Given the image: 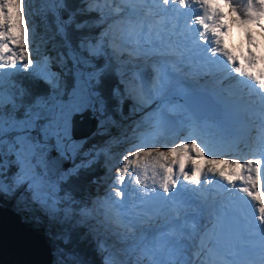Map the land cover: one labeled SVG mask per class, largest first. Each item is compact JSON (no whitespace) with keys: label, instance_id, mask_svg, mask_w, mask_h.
<instances>
[{"label":"snow or ice","instance_id":"1","mask_svg":"<svg viewBox=\"0 0 264 264\" xmlns=\"http://www.w3.org/2000/svg\"><path fill=\"white\" fill-rule=\"evenodd\" d=\"M112 2L113 0H87V11L98 12L100 19L96 23L101 24L109 14L118 15L127 9L129 15L135 17L134 23L129 21L131 26L127 36H117L113 32V25H109L95 38L82 41L81 48L86 47L95 55L102 52L107 44L112 47L113 54L119 57L127 47V43L123 42L125 39L137 45L144 43L154 55L164 58L172 72L182 73L186 66V77L192 80L195 87L204 89L200 81L203 79L207 83L211 78L212 86L204 90L225 111L233 112L241 103L246 102L252 117L259 123V130L254 144L245 146L250 156L237 158L226 157L229 152L239 150L238 143L224 138L202 140L197 135L199 125L195 121L191 123L189 133L182 141L163 149L149 146L145 143L146 134L141 129L159 108L151 112L144 110L153 101L163 97L170 77L157 67V76L150 88L126 81L123 93L120 89H115L114 95L121 100L131 98L134 101L133 112L140 111L144 115L140 121L135 122L132 129L131 139L135 142L129 145L126 154H121L123 161L119 174L111 177L109 168L108 174L112 180L110 187L113 191L106 195L104 201H95L96 208H102L111 202L113 208L124 209L125 189L138 194L139 204L131 205L135 210L134 216L128 211H117L112 218L115 224L131 230L153 222L163 213V206L156 211L151 210L150 206L157 197L164 202H171L174 216L178 218L186 203L181 195V190H184L210 209L211 224L202 234L197 236L193 224L191 233L181 231L175 241V244H179L181 239H199L196 255L204 258L195 264H236L235 258L239 252L235 243L231 249H225L220 240L225 235L231 238L241 231L260 238L258 250L246 255L244 264H264V67L259 66L264 62V56H257L253 51L254 37L247 30L254 25L264 34V0H246L245 3L240 0H224L234 14L231 21L227 20L225 13L215 6L213 0H194L199 8L194 17L198 28L195 29L196 36L191 47L182 45L179 41L178 37L183 36V33H178V24L173 23L174 20L178 21V15L167 19V23L171 25L170 31L151 22L150 17L160 15L156 11L155 0H119L115 7L111 6ZM189 3L190 0H162L160 11L168 12L174 4L180 6L176 9L179 13L180 8L187 9ZM60 6H63L62 0ZM32 14L31 0H0V192L11 195L18 188H25L32 193V202L54 219L60 212L58 205L61 198L56 195L59 191L58 181L47 178L50 165L46 151L47 141L54 138L55 147L61 155L70 150L75 151V145L66 143L70 115L87 107H95L97 102L102 111L103 103L95 99L99 94L91 89V85L71 105L57 103L50 106L48 99L38 98L33 107L46 110L49 116L47 123L41 126L43 142L31 136L30 130L41 119V112L33 111L30 107L25 117L18 119L15 112L20 105L16 103L15 94L6 92L3 85L5 76L11 82L12 77L27 72L33 78L45 80L53 90L59 87L58 76L49 70V58L41 57L36 47ZM73 19L70 16L67 21L59 22L61 34L65 33L64 25L71 24ZM115 23L123 24V18ZM232 23L246 28L244 35L248 48L239 54L233 52L225 42ZM76 26L81 28L85 25ZM200 41L205 43L204 49H200ZM170 57L175 59H168ZM37 66H40V70L34 71ZM99 71L102 74L103 69ZM89 77L90 80L99 82L97 74H89ZM245 92L246 101L243 95ZM19 94L22 96L24 90L20 89ZM5 105H11V111H5ZM128 139L130 138L125 137V140ZM93 151L97 158L101 153L110 154L107 146L99 149L93 146ZM88 154L91 155V152ZM9 157L14 159L10 160ZM92 162L90 160L88 163ZM87 166L88 164H81L77 169ZM12 167L16 168L15 172L11 171ZM71 174H74L73 170L61 174L59 179H66ZM210 177L222 181L227 186L225 192L231 198L222 199V193L214 194L206 190V186L213 183ZM133 184L140 187L132 188ZM234 192L243 196L236 197ZM131 198L129 195V199ZM20 199L23 201L25 198L22 196ZM81 215L90 217L92 210L83 209ZM209 234L215 238L205 244V237ZM173 235H176L175 229L162 233L155 246L145 249V254L149 257L148 264H161L154 257L162 249L166 248L170 255L178 251L167 238ZM98 248L103 251V243L98 241ZM105 264H110V258L105 260ZM167 264H193V261L183 259L178 262L172 259Z\"/></svg>","mask_w":264,"mask_h":264},{"label":"rangeland","instance_id":"2","mask_svg":"<svg viewBox=\"0 0 264 264\" xmlns=\"http://www.w3.org/2000/svg\"><path fill=\"white\" fill-rule=\"evenodd\" d=\"M117 1L113 0L111 6L112 7L117 6V4L119 3V0ZM57 2L58 0H52V2L51 0H31V7H32V13H33L31 16V20L32 18L39 16V14L42 17L43 16L42 12L48 9H51L52 4L54 5L56 4L54 6V9L56 11L59 12V10L61 9V13H60L61 16H66L67 11L60 8V5L57 4ZM85 7L88 8L87 1L85 3ZM91 12L95 13L96 17L99 14V13L97 14L96 11H91ZM121 18H123V24H116L115 22L117 20H120ZM149 19L151 20L153 24H156L157 27H160L159 25L160 20L157 19L155 16L150 17ZM130 20L134 23L135 17L130 16L128 13V10L125 9L124 12L118 15L109 14L108 20H107L109 21V24L106 26L108 27L109 25H113V32L117 36L123 35L126 37L127 32L129 31L130 26H131L129 24ZM34 22L36 24V20H34ZM247 30L254 34L256 32L253 28H250ZM47 38H50V37H46L45 39ZM233 38L235 39V37ZM45 39L36 40L35 41L36 47L38 48L39 55L41 57L46 56L49 58V61H50L48 65L49 70L51 73H54L58 76L59 87L53 90V88L43 79H38L39 80L38 81L34 78L31 81L24 82L22 80V76L27 75L28 74L27 72L20 73L12 77L11 82L9 81L8 77L5 76L4 85H3L6 92H11L15 94L16 103L20 105V107L15 112V115L18 119H23L25 117L26 112L28 111L30 107H32L33 111L41 112V119H39L36 122V127L30 130L31 136L36 140H40L41 142H43L42 134H41V126L47 123L49 113L44 109L33 107L37 103L38 98L48 99L50 106L57 104V103L71 105L77 102L82 92L88 90L89 85H91V89L93 91L100 94L99 91L94 89L95 85L93 84V82H95V80L94 79L90 80V77H89V74H92V73L97 74L98 71H95L97 68L88 70V66H91V63L88 62V58L101 59L99 57H102L103 59H108V61H111L112 63L110 64L111 66L110 70L111 71H113V69L116 70L117 80L123 83V86H122L123 90L125 87L124 82L126 81L134 82V80L136 82L138 81L136 85L143 86L146 89L150 88L157 76V71H156L157 67H159L162 72H167L166 63L164 62V58L157 56V55H155L154 57L150 55L149 52L146 53V51H145L146 59L144 58L143 52L144 50L149 49L148 45L141 43L140 46H137L136 43L132 42L131 40H127V47L125 48L126 50L125 54L127 56L129 55V53H132L131 55H135V52L133 51L142 49V50H138L136 55L131 59V61H134V62L137 61L136 63H140V64H137V66L129 67V65H132L133 62H129V64H126L128 63L126 62L128 59H121L122 58L121 55L119 57L115 55V58L113 59L114 54H113V51L110 50V48L112 47L107 44L106 46L108 47L109 51L104 47L102 52L94 55L86 47L81 48V44H80L81 42H78V46L80 44L79 48L76 51L78 55L76 54L75 51H71L69 55L71 56L73 61H77L83 67H76L74 69H71V72L68 73L67 64H64V60H66V57L69 58L68 55L65 54L66 56L64 55L65 57L63 59L62 54H57L59 58H56V55H54L51 52H48V48L52 47V50H54L55 45L56 46L58 45L57 42L54 41L52 43L53 45L49 44V47H48L46 45L48 44V42L46 43L45 41L47 40ZM242 41L243 42H240L241 46H239V48L247 49L248 43H247V40L245 39V36L243 37ZM238 42H239V39H238ZM228 44L230 45V43ZM235 44H236V41L233 43L234 48H236ZM254 44L256 48L259 47L258 45L259 43L256 42L255 40H254ZM72 49H76V48L72 47ZM83 51L85 54H83ZM147 56H149L150 59H147ZM82 57H84V59H82ZM70 67L72 66L70 65ZM122 67L123 69H127L129 67L127 69L128 72H126L125 70H121ZM150 69H151V72H150ZM39 70H40V66H37V68L34 69V71H39ZM149 74H151L150 77L148 76ZM168 75L170 77V80H169L170 82L173 79V77L169 73ZM22 81H23L24 87H28L31 84H37L40 86L45 85L47 86V88H44V90L43 89L41 90L40 87L36 86V89L38 91L32 94H28L27 91L23 89ZM20 89L24 90V94L22 96L19 94ZM188 92L189 91H185L180 94L178 91L169 90L167 87V90L161 99L153 101L150 105H148V107L144 110V112H151L157 108H159V111L156 112L151 117H149L147 123L141 129V131L145 132L146 134L145 143L148 144L149 146H152V145L159 146L162 149L166 145L172 146L175 143L182 141L185 138V136L188 135L189 127L191 123H193L194 121L196 123L201 121L202 124L204 123L206 126L209 125V129H208L209 132H207L205 135H203L199 130L197 132V135H199L202 140L224 138V139L234 140L236 143L240 145L239 150H233L229 152L226 158H237V157H243V156H250L248 155L250 154V152L245 146L249 144H254L255 138L257 136V132L255 128H253L255 119L252 117L251 113H247L248 108L245 107L244 111L242 112V110L238 107V109L231 115L222 116L219 114L221 116V121L219 120V124H221L222 122L223 125L222 126H218L219 124L212 125V123H210L209 121H211L214 115L218 114V112L221 109V106L218 104L219 110H217L214 113L209 108L210 105L205 102H202V103L199 102L197 104L195 103V100H194V103L191 102V103H188L189 106H184L186 105V103L183 98V93H188ZM110 94L114 98L113 100L114 105L111 104V106L112 107L114 106L115 112L117 111L119 112V114H122V117H123L122 120L118 121L116 117L112 118L107 113L103 114V111H100V103L97 102L95 107H87L80 111H75L69 117L68 139L66 143H68L69 145H75L76 146L75 151L70 150L65 155H61V153L55 147V144H56L55 139L52 138L47 141L48 148L46 151H47L48 159H49V156H51L50 158H52V157H55V155H57L58 157L56 159L58 160V158H61L65 165L63 168H61V170H59L57 174L53 175L52 172H49V170H48L49 173L47 174V178L50 181H54V182L58 181V188L60 187L59 183L61 184V189L59 188V191L56 194L58 197L61 198L60 203L58 205V207L60 208V212L56 214V217L54 219L50 218L49 215L45 214V212L40 208L38 204L32 202V193L26 190L25 188H20V189L18 188L15 191V193L11 195H6L0 192V195H1L0 199L4 200L2 201L4 202L3 206L6 205L8 207H11L14 210V215L16 218H18V220L20 221L23 220L22 222H24L25 224V220L23 219L21 215L23 214L26 217L25 218L26 224L28 226H34L36 230L39 229L38 231L39 233L42 232L43 235L45 233L51 239L50 242L49 240L47 242L50 243V245L52 246V253L50 254V258H51L50 261L53 264H105V262H103L102 257L99 256L102 254L99 251L100 249L98 247H93L90 243L91 240L88 237V234H89V232H87L88 229L83 230L78 225V223H76V221L75 223L78 225L77 227L74 226L75 224L69 221H71V218H74V215L78 217L79 213L83 209L92 210V213L93 211H95V209L97 211L100 210V212L102 211L103 214L105 212L106 216L109 215L110 210L113 211L114 213L118 211L116 208L112 207L111 202H108L109 204L108 212L103 207L98 208V209L96 208L94 204L95 201H97L98 199L101 201L105 200V198L102 197L104 194V191L101 189V191L98 194L96 187L99 186L98 188L100 189L106 186L108 190H111L110 192L113 191V189L110 187L112 180L109 179V181H107L106 183L107 179L104 181V178L102 177L103 175L104 177L106 174L108 175L109 168L111 169V171H113L112 177L117 176L119 174L120 166H122V161H123V157L121 154H126V149L129 147L131 143L135 142L134 139H131L132 129L135 126V122L140 121L144 113L140 111L133 112L134 101L131 98H125L119 103L120 97L114 95V90H112ZM95 99H97L98 101H102L103 107L106 106V102L104 100H101L99 96L98 98H95ZM122 105H123V109L126 115L122 113V110H121ZM183 106L185 109H183ZM200 107L202 110H204V113L198 115L197 113ZM5 111H11V105H5ZM79 113L82 114L84 117L88 115L90 119L94 118V127L86 135L81 136V137H76L74 134L71 133L72 131L71 119L74 118L75 114H79ZM195 117H198V118H195ZM183 118H188L189 122L186 124V121ZM113 119H115V121ZM206 121H208L209 123H207ZM215 123H218V120L215 121ZM83 124L84 123H82L81 126H86L85 124L84 125ZM184 124H185V127H184ZM153 129H155V131H153ZM98 132H100V134H103V135L99 136L100 134H97ZM125 137H129L130 139L125 140ZM93 146H96L97 149L104 148L105 146H107V148L110 149V154L106 155L105 153H101L100 156L97 158L95 151H93ZM90 152H91V155L88 154ZM9 159L11 160L14 158L9 157ZM90 160L93 161L91 164L88 163ZM114 160L119 161V163L114 164ZM93 163L97 165L99 170L96 176L92 177V180H93L92 185L90 187L87 186L85 188L80 187L70 192L69 189H67L65 180L71 179L70 181H73V182L81 181L83 178H85V174L87 171L86 170L79 171L80 168L77 169V166L81 164H88L89 166V165H92ZM81 168L84 169L85 167H81ZM69 170H73L74 174L68 175L66 179H62V180L59 179L61 174L68 173ZM11 171L15 172L16 168L12 167ZM100 181L101 182L103 181V183L100 184L99 183ZM150 182L151 181L149 180L148 183ZM136 187H140V186L135 185V184L132 185V188H136ZM125 192H126V195H125L126 198H124L125 207L124 209L120 211L121 212L128 211L132 213L134 216L135 212H133L131 209L129 210V206L131 203V200L129 199V195H131L132 197H136L138 196V194L131 192L130 189L127 191L125 190ZM22 196L25 198L23 201H21L20 199ZM137 198L138 197H136V199ZM136 199L133 201H136ZM88 200H89V203H88ZM83 201H84V204H89V206L85 205V207H83L82 206L83 204L81 205ZM159 202L162 203V206H164L167 203L172 204L171 202H164L162 200ZM31 203H33L34 206ZM35 207H38L37 208L38 211L36 210ZM183 208H184V211L180 212V215L178 218L175 217L174 214H173V217L168 216L170 218V223H171L170 225L167 224V222L163 224L164 218L160 216V217H157L156 220L162 223L161 226H159L158 224H155V227L152 229L150 228L152 226L151 223H148L149 226L143 229H142L143 227L142 225L133 227L131 228V230L129 228H125L126 231L124 230L118 231L121 233L124 232V234L122 233L121 235L114 233V231L111 229L109 220L108 219L106 220V216L104 215L100 216L99 217L100 220H99L97 217L98 215L96 213V215L93 216V218H96V221L98 222V224H94V223H91V224L95 226L94 233L100 232L101 236H102V232H104L105 234H107L108 232L112 233L113 237H110V238L105 237V239L107 240V243L104 245V250L102 252L105 254V256L107 255L106 259L110 258V261L113 264H148L149 259H148V256L145 254V249L148 247L155 246L158 243V238L160 237L162 233H164L165 227H167L166 224L168 225V228H167L168 230L166 231V233L172 231L171 229H175L176 235H179L181 231L185 234L191 233L193 231V230L191 231L192 228L189 227L188 225L189 224L188 220L190 219H191V222H190L191 225L194 224L195 226L200 227V230H201L200 234L204 232L206 227L210 226L211 221H210L209 216L204 218V216L198 215L194 210L191 211L190 210L191 208L186 203L184 204ZM65 210H68L69 212L68 211L65 212ZM67 214H69L68 217H67ZM198 219H201L200 223L197 222ZM126 222L127 221H125V223ZM69 223L73 225V228L71 227V229H74L77 232V234L80 233V235L70 234L69 236L65 238V234H66L65 230L66 228H69L67 227ZM48 225H50V227ZM113 226L117 228L122 227V226H118L117 224H114ZM149 229H152V230L149 231ZM143 234L145 236H148V238H146ZM156 234H157V237L154 238ZM176 235L169 236L167 238L170 241L171 240L176 241L177 239ZM64 238L66 239L67 242L63 241ZM205 238L206 239L208 238L207 242H209L211 239H214V237H212L211 234H209ZM222 239L225 240L224 236L222 237ZM197 240L198 239H196L195 241H191L187 239V242L189 241L192 242L191 248H193V252H191L190 250L188 253H183L184 257L181 256V254L178 252V255L182 259L177 256V252L175 253V255L174 254L170 255L168 254L167 252L168 250L166 249H162L161 251H158L155 254L154 259L157 261H160L161 264H167V262L172 259H175L178 262L183 259H188V260L191 259L190 261H193V264H195L196 261L203 259V256L194 257L195 252H197L198 246L200 243V241H197ZM152 241H154V243ZM181 242H185V239H181L179 243ZM94 243L97 244L96 242ZM187 245L188 244L186 243V246ZM222 245L224 246V243ZM178 246H180L177 248L179 251V248H182V247L180 244ZM4 248L9 250L11 249V245L9 246L5 245Z\"/></svg>","mask_w":264,"mask_h":264},{"label":"bare ground","instance_id":"3","mask_svg":"<svg viewBox=\"0 0 264 264\" xmlns=\"http://www.w3.org/2000/svg\"><path fill=\"white\" fill-rule=\"evenodd\" d=\"M156 3H157V6L159 7V10H157V12H160V15H158V17H160V18H162L163 19V16H165V17H170V15L172 14V11H173V9H174V7H177L178 5H171L170 6V8H171V10L170 11H168V12H161L160 11V8L162 7V0L161 1H155ZM192 2H194V1H191L190 0V3H192ZM241 3H244V1H242ZM191 6H193V4H191ZM221 10L225 13V16H226V18H227V20L228 21H231V20H233V18H234V14L232 13V11H231V9H230V7L227 5H224V4H222L221 5ZM187 19H188V16L187 15H185L184 17H183V19H182V21L178 24V31H181L182 29H183V23L184 22H186L187 21ZM105 22V21H104ZM173 23H175V20L173 21ZM191 24H192V27H191V29L192 30H195L196 29V24L194 23V21H192L191 22ZM167 25H168V23L166 22H164L163 20H162V22H161V27H164V28H166L167 27ZM233 26V27H232ZM233 28L235 29V31H237L238 33L236 34V33H234V31H233ZM250 28H253L256 32H255V34L254 33H252V35H253V37H254V40L256 41V42H258L259 44V47L258 48H256L255 46V48H256V52H257V54H258V56H264V34H262L261 33V31H260V29L259 28H257V27H255L254 25L253 26H251V27H248L247 29H250ZM245 31H246V28L244 27V26H238L237 24H235V23H232L231 24V34L233 35V37H235V38H238L239 39V42H238V39L236 40V48H234V52L235 53H237V54H239V52H241V51H246L247 49H243V48H239V46H241V43L240 42H243L242 40H243V37L245 36L244 35V33H245ZM181 37H183V36H179L178 38H179V40H181ZM127 40L128 39H125V43H127ZM181 42L183 43V45H184V42L181 40ZM202 43V41H200V45H199V47L201 48V49H204V46L201 44ZM238 47V48H237ZM110 50L112 51V48H110ZM125 51L126 50H124L123 52H122V54H121V56H122V58L121 59H128L126 62H128V63H126V64H129V62H131V60L130 59H132L135 55H126L125 54ZM134 52V51H133ZM151 55V54H150ZM99 58H102V57H99ZM115 58V55H113V59ZM147 59H150L149 58V56H147ZM159 61V60H158ZM135 62H137V61H135ZM135 62H133V63H135ZM138 64H140V63H138ZM263 66L264 67V62H261L260 64H259V66ZM163 66V65H162ZM153 67V66H152ZM121 68V67H120ZM154 69V68H153ZM121 70H125V69H123V67H122V69ZM166 70H167V67H166ZM150 72H151V69H150ZM150 75L151 74H149L148 76L150 77ZM23 82V81H22ZM134 82H135V84H137V82L134 80ZM205 82V81H204ZM206 83V82H205ZM16 84H17V82H16ZM191 86V84H190V82L187 80V81H183V80H181V79H179L178 81H176V80H171L169 83H168V89L169 90H174V91H178L180 94L182 93V92H185V91H189V87ZM171 87H172V89H171ZM42 88V87H41ZM197 92H193V93H189V94H191V95H195ZM199 96V99H197V104L203 99V98H201L200 97V95H198ZM189 96H187L186 97V101L187 102H185L186 103V106H189L188 105V103H190V102H188L189 101ZM194 100H195V98L194 97H192V100H191V102L192 103H194ZM107 105H109L108 103H107ZM201 108V107H200ZM223 111H225V110H223ZM89 113V112H88ZM88 113H86V114H88ZM104 114V113H103ZM80 116V117H79ZM82 114H75L74 115V118H72L71 119V126H72V134H74L76 137H81V136H84V135H86L93 127H94V118H91L90 119V117L88 116V115H86L85 117L83 116V118H82ZM102 118V117H101ZM231 119V118H230ZM82 120V121H81ZM76 121H78V122H76ZM84 123L86 126H81L82 125V123ZM210 123H212V125L213 124H219V120H218V123H215V122H211V121H209ZM208 121H207V123H209ZM236 122V121H235ZM199 123H201V121L199 122ZM83 124V125H84ZM236 124V123H235ZM211 125V124H210ZM209 129V125L208 126H206V127H204V129H201L200 131L201 132H203L204 133V130H208ZM249 135V134H248ZM174 136V135H173ZM210 136V135H209ZM252 143V142H251ZM167 146V145H166ZM165 146V147H166ZM53 153V152H52ZM54 153H56V152H54ZM58 156L57 155H55V157H53V158H51V162H50V165H49V172H52V174L53 175H55V174H57L58 172H59V170H61V168H63L65 165H64V163H63V160L61 159V158H58V160L56 159ZM113 161V160H112ZM65 162V161H64ZM119 163V161H116V160H114V164H118ZM109 165V164H108ZM110 166V165H109ZM118 166V165H117ZM120 166V165H119ZM48 172V173H49ZM131 174V173H130ZM112 175H113V171H111V177H112ZM102 178H104V181L106 180V183H107V181H109V179L111 180V178H110V176H109V174L107 175H105V177H104V175H103V177ZM100 184L101 183H103V181L101 182H99ZM151 183V182H150ZM149 183V184H150ZM99 184V185H100ZM99 187V186H98ZM98 187H96L97 188V193L99 194V192L101 191V189L104 191V194H103V198H106V195L111 191V190H108V188L105 186L104 188H98ZM20 189V188H19ZM110 189V188H109ZM126 191L127 190H129L128 188H126L125 189ZM0 197H1V195H0ZM27 197V196H26ZM126 198V197H125ZM31 199V198H30ZM89 200H91V199H89ZM2 201H4L3 199H0V264H53V263H51V258H50V254L52 253V246L50 245V243H48L47 241L49 240V242H50V238L44 233V235L42 234V232L41 233H39L38 231H39V229L38 230H36V228L34 227V226H28L27 224H26V217L23 215V214H21L22 215V217H23V219L25 220V224H24V222H20V220H18V218H16L15 217V215H14V210L11 208V207H8V206H3V204H4V202H2ZM125 201H126V199H125ZM130 201V200H129ZM154 201H161L160 200V198H155L154 199ZM153 201V202H154ZM6 202V201H5ZM32 205H33V203H31ZM128 204V203H127ZM88 206H89V204H87ZM12 206V205H11ZM34 206V205H33ZM91 206V205H90ZM85 207V206H84ZM36 208V210H37V208L38 207H35ZM104 209H106L107 210V212L109 211V204L108 203H106L105 204V206L103 207ZM163 209H164V211H163V215H162V217L164 218V223L163 224H165V222H167V224H171L170 223V218L168 217V216H170V217H173V205L172 204H165L164 206H163ZM113 210V209H112ZM151 210H154V206H152L151 207ZM38 211V210H37ZM188 211V210H187ZM69 212V211H68ZM96 213H97V217H98V219L100 220V216H102V215H104V216H106V213L104 212V214L102 213V211L100 212V210L99 211H97L96 209H95V211H93V213H92V215L90 216V217H84V216H82L81 215V212L79 213V216L78 217H76L75 215H74V218H71V221H69V222H71V223H73V224H75L74 226H78L76 223H81L82 224V229L83 230H85V229H88L87 230V232H89V234H88V237L90 238V243H91V245L93 246V247H98V241L99 242H101V243H103V245H105L106 243H107V240L105 239V237H107V238H110V237H113V235H112V233H110V232H108L107 234H105L104 232H102V236L100 235V232H97V233H94V230H95V226H93L91 223H94V224H98V222L96 221V218H93V216H95L96 215ZM100 214V215H99ZM185 214V213H184ZM37 215H39V214H37ZM68 215L69 214H67V217H68ZM115 215V213L113 212V211H111L110 210V213H109V215L107 216L108 217V220H109V222H110V225H111V229L114 231V233H117V234H119V235H121L122 233L124 234V232H118L119 230L120 231H122V230H124V231H126V229H125V227L123 228V227H120V228H117V227H115V226H113V224H115L114 222H113V220H112V218H113V216ZM41 216V215H40ZM39 216V217H40ZM201 216V215H200ZM161 217V218H162ZM195 217V216H194ZM196 217H198V216H196ZM103 219V218H102ZM168 219V220H167ZM185 219V218H184ZM75 221H76V223H75ZM81 221V222H80ZM200 221H201V219H198L197 220V222L198 223H200ZM190 222H191V219L190 220H188V225H189V227H191L192 228V225L190 224ZM67 223H68V221H67ZM155 224H158L159 226H161L162 225V223L160 222V221H153V222H151V227L150 228H154L155 227ZM166 224V226L167 227H165V231H164V233H166V231L168 230L167 228H168V225ZM191 225V226H190ZM49 227H50V225H48ZM143 227H142V229L143 228H147L148 226H149V224L148 223H145V224H143L142 225ZM65 227V226H64ZM67 227H69V228H66V230H65V232H66V234H65V238L67 237V236H69L70 235V233L71 232H69V231H71V227L73 228V225L72 224H68L67 225ZM128 228V227H127ZM152 229H149V231H151ZM163 230H164V228H163ZM171 230H173V229H171ZM193 230V228L191 229V231ZM45 231V230H44ZM195 231H196V233H197V236H199V234H200V227L199 226H195ZM56 232V231H55ZM155 232V231H154ZM105 234V235H104ZM155 234V233H154ZM161 234V233H160ZM92 235V236H91ZM144 235V234H143ZM145 236V235H144ZM177 236L178 235H176V238H177ZM146 238H148V236H145ZM154 237V236H153ZM157 237V234H156V236L154 237V238H156ZM63 239V241H66V239ZM86 238V237H85ZM150 238V237H149ZM95 240V241H94ZM106 240V241H105ZM207 240H208V238L206 239L205 238V244H208L209 242H207ZM197 241H199V239L197 240ZM67 242V241H66ZM94 242H96L97 244H95ZM153 243H154V241H152ZM171 242H173V244L175 245V247L176 248H178V247H180V246H178L179 244L181 245V247L182 248H179V251H176L177 252V256L178 257H180L179 255H178V252L181 254V256H183L184 257V254L183 253H188L190 250H191V252H193V248H191V245H192V242L191 241H189V242H187V239H185V242H181V243H179V244H175V241H172L171 240ZM63 243V242H62ZM152 243V244H153ZM186 243L188 244L187 246H186ZM197 244H198V242H197ZM5 245H7V246H9V245H11V249H6V248H4V246ZM65 246V245H64ZM191 248V249H190ZM166 249V248H165ZM167 250V249H166ZM13 251V252H12ZM102 254L101 255H99L100 257H102V259H103V262H105V259H106V256H105V254L101 251V250H99ZM168 252V251H167ZM175 252V253H176ZM175 253H174V255H175ZM168 254H169V252H168ZM195 256H197L196 255V252H195V255H194V257ZM105 257V258H104ZM171 257V256H170ZM199 257H201V256H199ZM181 258V257H180ZM204 258V257H203ZM137 259V258H136ZM148 259H149V257H148ZM182 259V258H181ZM191 260V259H190ZM98 263V262H97ZM110 264H113L111 261H110Z\"/></svg>","mask_w":264,"mask_h":264},{"label":"trees","instance_id":"4","mask_svg":"<svg viewBox=\"0 0 264 264\" xmlns=\"http://www.w3.org/2000/svg\"><path fill=\"white\" fill-rule=\"evenodd\" d=\"M86 1L87 0H62L63 6H60V8L67 11L66 16H61V14H60L61 9L59 10V12L56 11L54 9V6L56 4L55 5L52 4L51 9H48V10L42 12L43 13L42 17L39 14L40 17L36 16L35 18H32L33 22H34V20H36V24L34 22V25H35V41L39 40V39H45L46 37H50V38L45 39V40H47L45 42L46 43L48 42V44L45 43L48 47H49V44L53 45L52 43L54 41H56L58 45L57 46L55 45L54 50H52V47L48 48V52H51L54 55H56V58H59L57 56V54H62L63 56L62 55L61 56L63 57V59L66 55H68L69 58L66 57V60H64V64H67V67H68V73L71 72V69H74L76 67H83L77 61H73L71 56L69 55L71 51H75V52L77 51V49L79 48V46L81 44L80 43L78 46V42L87 41L90 38H95L102 31H104L106 28H108L106 25L109 24V21H107L109 15L104 20L105 22L103 21V23L97 24L96 21L100 19V17H99L100 14H98V12H97L98 15L96 17L95 13L87 11V7H85ZM51 2H52V0H51ZM57 4L60 5V0H58ZM70 16L74 17L73 22L71 24L64 25L65 33L61 34V32L58 29L59 22L60 21H67ZM85 22H87V23L85 24ZM77 24H81V25H85V26L78 28L76 26ZM56 47H57V49H56ZM72 47H75L76 49H72ZM105 48L109 51V49L106 45H105ZM76 54L78 55L77 52H76ZM83 54H85L84 51H83ZM82 59H84V57H82ZM90 59L91 58H88V62L91 63V66H88V70L93 69V68H97L95 71H98L97 75L99 76V82H97L94 79L95 80V82H93V84L95 85L94 89H96L97 91L100 92V94H99L100 99L104 100L106 102V106L103 107V110H102L103 113L109 114L112 118L116 117L118 121L122 120L123 119L122 114H119V112H117V111L115 112L114 106L113 107L111 106V104H113V100H114L113 96L110 94L112 92V90L120 89L121 93H123V89H122L123 83H121L119 80H117L116 70H114V69H113V71L110 70L111 69L110 64L112 62L108 61V59H103V58H101V59L93 58L91 60ZM62 65H60V66H62ZM70 65L72 67H70ZM113 65H115V64H113ZM101 69H103L102 74H100V71H99ZM127 69H125L126 72H128ZM32 79H34V78L28 74L22 76V80L24 82L31 81ZM36 80H38V79H36ZM22 85H23V89L25 91H27L28 94H32V93L38 91L36 89V86L40 87L41 90L42 89L44 90V88H47V86H45V85L40 86L37 84H31L30 85L31 87L30 86L24 87L23 82H22ZM121 101L122 100L120 98L119 103ZM107 103L109 105H107ZM121 110H122V113H124V115H126V113L124 112V109H123V105H122ZM113 120L115 121V119H113ZM97 134H100V132H98ZM102 135L103 134H100L99 136H102ZM81 170L87 171L85 174V178H83L81 181L73 182V181H70L71 179L65 180L67 189H69L70 192H72L73 190L78 189L80 187H82V188H85L87 186L90 187L93 183L92 177L96 176L99 168L97 167V165L95 163H93L92 165H89V166L85 167L84 169H82V168L79 169V171H81ZM79 171H78V173H79ZM59 185H60L59 188L61 189V184L59 183ZM88 203H89V200H88ZM81 205L84 207L87 204H84V201H83L81 203ZM78 225L82 228L81 223H78ZM70 232H71L70 234L80 235V233L77 234V232L74 229H71ZM74 240H76V239H74Z\"/></svg>","mask_w":264,"mask_h":264},{"label":"water","instance_id":"5","mask_svg":"<svg viewBox=\"0 0 264 264\" xmlns=\"http://www.w3.org/2000/svg\"><path fill=\"white\" fill-rule=\"evenodd\" d=\"M51 156H49V159L48 160H50L51 161V158H50ZM53 158V157H52ZM21 222V221H20Z\"/></svg>","mask_w":264,"mask_h":264}]
</instances>
